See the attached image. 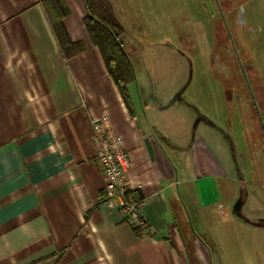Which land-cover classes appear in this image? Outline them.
Segmentation results:
<instances>
[{
    "label": "crops",
    "instance_id": "crops-1",
    "mask_svg": "<svg viewBox=\"0 0 264 264\" xmlns=\"http://www.w3.org/2000/svg\"><path fill=\"white\" fill-rule=\"evenodd\" d=\"M61 1L69 38L85 46L71 58L49 0H0V264H227V227L243 206L235 219L231 196L247 192L216 130L229 133L199 112L192 135L180 94L165 104L132 87L127 104L85 27L84 0ZM102 116L130 153L127 179L150 225L141 234L99 202Z\"/></svg>",
    "mask_w": 264,
    "mask_h": 264
},
{
    "label": "rangeland",
    "instance_id": "rangeland-1",
    "mask_svg": "<svg viewBox=\"0 0 264 264\" xmlns=\"http://www.w3.org/2000/svg\"><path fill=\"white\" fill-rule=\"evenodd\" d=\"M114 1L135 68L128 89L165 104L180 94L176 105L191 120L184 126L192 135L199 112L229 133L228 139L216 130L231 158L230 176L238 165L247 192L231 196L235 219L243 206L238 226L227 227V264H264V0ZM234 188L240 193L237 181Z\"/></svg>",
    "mask_w": 264,
    "mask_h": 264
},
{
    "label": "trees",
    "instance_id": "trees-1",
    "mask_svg": "<svg viewBox=\"0 0 264 264\" xmlns=\"http://www.w3.org/2000/svg\"><path fill=\"white\" fill-rule=\"evenodd\" d=\"M53 9H48L62 53L71 58L85 49L82 42L72 41L63 24L67 10L61 0H49ZM86 15L84 24L91 41L97 46L105 60L107 69L115 81L123 99L129 104L128 86L135 80V70L126 52L122 37L125 30L114 10L112 0H84ZM234 53V51H233ZM139 234L146 228L137 227Z\"/></svg>",
    "mask_w": 264,
    "mask_h": 264
},
{
    "label": "built area",
    "instance_id": "built-area-1",
    "mask_svg": "<svg viewBox=\"0 0 264 264\" xmlns=\"http://www.w3.org/2000/svg\"><path fill=\"white\" fill-rule=\"evenodd\" d=\"M92 141L96 161L105 178L104 193L99 202L116 206L125 221L148 229L149 222L141 210L143 201L130 187L127 179L130 153L125 149L124 140L115 131L108 116L93 120Z\"/></svg>",
    "mask_w": 264,
    "mask_h": 264
},
{
    "label": "water",
    "instance_id": "water-1",
    "mask_svg": "<svg viewBox=\"0 0 264 264\" xmlns=\"http://www.w3.org/2000/svg\"><path fill=\"white\" fill-rule=\"evenodd\" d=\"M233 47H234V49H235V51H236V47H235L234 44H233ZM237 59H238L239 65H240V67H241V71H242V73H243L244 79H245V81H246V83H247V86H248V88H249V92H250V94L253 96V92H252V89H251V85H250V82H249V79H248V76H247L246 70H245V68H244V66H243V63H242L241 58H240V56L238 55V53H237ZM253 100H254V103H255V105H256V109H257V111H259V107H258V105H257V103H256V101H255V99H253ZM259 112H260V111H259Z\"/></svg>",
    "mask_w": 264,
    "mask_h": 264
},
{
    "label": "flooded vegetation",
    "instance_id": "flooded-vegetation-1",
    "mask_svg": "<svg viewBox=\"0 0 264 264\" xmlns=\"http://www.w3.org/2000/svg\"><path fill=\"white\" fill-rule=\"evenodd\" d=\"M231 43V42H230ZM233 48V47H232ZM240 66V65H239ZM243 66H244V64H243ZM244 68H245V66H244ZM240 69H241V67H240ZM247 73V72H246ZM242 75H243V73H242ZM244 77V76H243ZM244 81H245V79H244ZM245 86H246V89L248 90V92H249V88H248V86H247V84H246V81H245ZM261 98V103H262V105H263V108H264V98L263 97H260ZM253 102V101H252ZM253 107H255L256 108V105H255V103H253ZM257 110V109H256Z\"/></svg>",
    "mask_w": 264,
    "mask_h": 264
}]
</instances>
